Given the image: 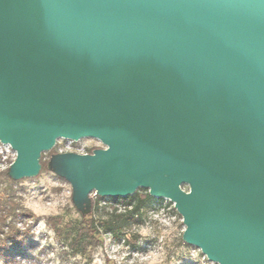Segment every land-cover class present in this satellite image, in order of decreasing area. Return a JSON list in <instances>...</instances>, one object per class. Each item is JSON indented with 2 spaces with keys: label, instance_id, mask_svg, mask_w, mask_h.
Instances as JSON below:
<instances>
[{
  "label": "water",
  "instance_id": "1",
  "mask_svg": "<svg viewBox=\"0 0 264 264\" xmlns=\"http://www.w3.org/2000/svg\"><path fill=\"white\" fill-rule=\"evenodd\" d=\"M83 138L49 163L82 213L148 189L209 260L264 264V0H0L10 176Z\"/></svg>",
  "mask_w": 264,
  "mask_h": 264
},
{
  "label": "clouds",
  "instance_id": "2",
  "mask_svg": "<svg viewBox=\"0 0 264 264\" xmlns=\"http://www.w3.org/2000/svg\"><path fill=\"white\" fill-rule=\"evenodd\" d=\"M4 167L6 169L7 165ZM55 175V172H41L39 176L25 177L17 184L11 183L7 177L0 178V247H5L8 244V237L15 235L17 231L20 233L16 236L17 240H24L25 234H28L39 242L38 247L32 250L37 259L29 261L17 257L9 264H63L61 253L69 251L70 248L68 243L58 239L57 228H63L70 222L93 217L98 227V232L93 235L99 243L95 246L91 264H104L97 259L100 255H105L111 264H172L175 260V257L169 260L168 249L173 246L175 237L163 208L148 211L143 223H133L123 228L122 239L116 242L114 232L106 230L104 226H101V222L110 221L114 215L127 216L133 211L135 205L101 201L100 206L105 211H92L82 215L72 202L71 186L55 179ZM37 185L39 191H33ZM184 190L191 194L193 188L186 185ZM91 195L96 198L98 192L93 190ZM22 213L28 215L23 220L17 219ZM56 217L60 218V222L53 225L52 218ZM153 222L161 225L159 231L154 229ZM146 239L156 241L146 255H141L139 251H132V244H142ZM48 245L52 246L51 249L42 253ZM88 251H92L91 246ZM193 258L195 259L196 256ZM70 260L71 264H87L86 256L80 252L72 255ZM0 264H5L2 256H0ZM216 264L221 262L217 261Z\"/></svg>",
  "mask_w": 264,
  "mask_h": 264
},
{
  "label": "rangeland",
  "instance_id": "3",
  "mask_svg": "<svg viewBox=\"0 0 264 264\" xmlns=\"http://www.w3.org/2000/svg\"><path fill=\"white\" fill-rule=\"evenodd\" d=\"M101 147H104L103 143L94 138H83V139H80L79 141L72 142V143L68 142L67 140L60 139L53 149L43 153V156L41 157V164L43 167L40 173L41 172H53L52 170L47 168V163H51L50 165L54 166L55 169L57 170H63L64 166L62 164H59L55 161L50 162L51 157L57 152L58 153L59 152H74L75 150L80 151L81 149H84L85 151L90 152L96 148H101ZM15 158H16V153H14L10 147L4 146L0 142V172L7 170L12 164V162L15 160ZM5 165H7L6 169L4 167ZM39 174L37 176H39ZM54 178L62 182L68 183L71 186V190L74 189L67 180L60 177L59 175L56 174ZM185 186L186 184L183 185L184 188ZM143 189L144 188H139L138 192H143L144 191ZM33 191H39V186L37 185L33 189ZM72 192L73 191H71V198H72ZM76 194L80 196L81 201L85 202V205L88 204L85 193L76 191ZM91 198L92 200L95 199L92 197V195H91ZM106 198L107 199L105 202H109L108 200L109 197H106ZM154 198H155L154 203L150 202L144 209V219L146 218V214L148 211H155L161 208L165 210L166 218H168L169 224L171 228L174 230L173 236L175 237V239L172 242L173 246L168 249L169 260L171 261V258L175 257V260L172 261V264H216V262L209 260L207 256L202 253L201 249L198 246L185 241L183 235H184L186 226L184 225L180 214L178 212L177 214L173 212L172 205L168 204V202H171V201L165 198H156V197ZM75 208L78 209L76 206ZM24 218L25 217H22L20 218V220H23ZM153 224H154V229L156 231H159L161 228V225L158 222H153ZM177 233L179 234L178 236L176 235ZM58 239L61 241L59 237ZM121 239L122 237L120 239L114 238V241L119 242ZM155 242H156L155 239H146L142 244H139V245L132 244V251H139L141 255H146L149 248H151L155 244ZM38 243L39 242L33 239L31 235H27L26 241L19 248L20 251L17 250V253L14 255L13 261L17 257L27 259L29 261L37 259V257L33 255L32 250L38 247ZM51 247H52L51 245H48L45 249L42 250V253L49 251ZM197 251H199V255H197ZM13 252H16V250ZM94 253H95V249L93 250L91 256L86 257L87 264H91ZM177 253H179V255H177ZM71 256H72L71 252H68V251L61 253V259L63 261V264H71V260H70ZM193 256H196V258L194 259ZM128 258L130 259L131 257L129 256ZM97 259L103 261L104 264H111V261L105 255H100L97 257Z\"/></svg>",
  "mask_w": 264,
  "mask_h": 264
},
{
  "label": "trees",
  "instance_id": "4",
  "mask_svg": "<svg viewBox=\"0 0 264 264\" xmlns=\"http://www.w3.org/2000/svg\"><path fill=\"white\" fill-rule=\"evenodd\" d=\"M58 153V152H57ZM43 156V154H42ZM43 167V166H42ZM47 168H49V163H47ZM7 177V179L16 184L19 180L13 179L9 174V168L0 172V178ZM143 192L136 191L133 195L127 197H109L108 200L110 203H119L122 205H135V208L127 216H116L114 215L112 219L108 222H101V226H104L106 230L114 232V238L120 239L123 236L121 231L123 228L133 224V223H143L144 221V209L150 203H154V197L150 195L148 189H143ZM106 197L97 196L94 200L91 201V208L87 213H82V215H87L88 213L102 212L105 211L104 208L100 206L101 201H106ZM169 205H172V210L177 214L176 209L174 208L171 202H168ZM27 213L20 214L17 219L26 217ZM60 222V218H52L53 225ZM98 232L97 221L93 217L92 219H82L80 221L70 222L66 224L63 228H57L58 237L63 243H68L72 255L76 252L82 253L84 256H91L95 246L99 243L93 233ZM20 235L19 231L13 236L8 237V244L5 247H0V256L5 260V264H9L10 261H13L14 255L17 253V250L23 245L27 239L25 234L24 240H17L16 236ZM89 246H91L92 251L89 252ZM16 252H13L15 251ZM20 251V250H19ZM18 251V252H19ZM67 252V251H66ZM11 253V254H10Z\"/></svg>",
  "mask_w": 264,
  "mask_h": 264
},
{
  "label": "built area",
  "instance_id": "5",
  "mask_svg": "<svg viewBox=\"0 0 264 264\" xmlns=\"http://www.w3.org/2000/svg\"><path fill=\"white\" fill-rule=\"evenodd\" d=\"M68 142L72 143V142H75V141H72V140H68ZM4 145V144H3ZM4 146H7V147H10L9 145H4ZM11 148V147H10ZM12 150V149H11ZM13 151V150H12ZM76 153H80V154H87V153H91L92 151H85L84 149H81L80 151H74ZM15 153V152H14Z\"/></svg>",
  "mask_w": 264,
  "mask_h": 264
}]
</instances>
